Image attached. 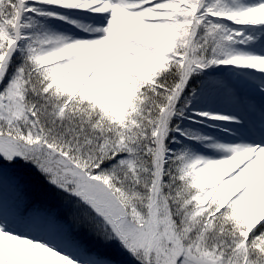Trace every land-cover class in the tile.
<instances>
[{
	"label": "snow or ice",
	"instance_id": "snow-or-ice-1",
	"mask_svg": "<svg viewBox=\"0 0 264 264\" xmlns=\"http://www.w3.org/2000/svg\"><path fill=\"white\" fill-rule=\"evenodd\" d=\"M0 264H264V0H0Z\"/></svg>",
	"mask_w": 264,
	"mask_h": 264
}]
</instances>
